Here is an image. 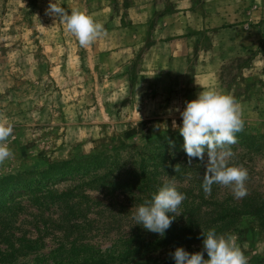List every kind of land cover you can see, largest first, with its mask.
<instances>
[{"label": "rangeland", "instance_id": "obj_1", "mask_svg": "<svg viewBox=\"0 0 264 264\" xmlns=\"http://www.w3.org/2000/svg\"><path fill=\"white\" fill-rule=\"evenodd\" d=\"M50 2L86 12L103 34L80 46ZM208 88L239 106L229 165L247 170L245 197L264 204V0H0V120L13 126L0 179L21 174L34 187L4 183L13 187L0 203V250L11 255L3 262L72 264L85 256L81 245L104 264H175L177 247L201 252L197 236L117 256L127 241H154L133 217L171 182L185 196L171 225L193 212L199 233L223 226L217 234L235 238L247 264H264L262 210L213 221L245 197L216 183L206 194L207 153L190 159L173 127ZM65 161L74 166L68 176L38 182L37 172ZM143 168L148 190L124 184Z\"/></svg>", "mask_w": 264, "mask_h": 264}, {"label": "clouds", "instance_id": "obj_2", "mask_svg": "<svg viewBox=\"0 0 264 264\" xmlns=\"http://www.w3.org/2000/svg\"><path fill=\"white\" fill-rule=\"evenodd\" d=\"M48 11L66 25L67 31L82 47L89 46L103 34V26L84 11L73 9L69 12L56 2H50ZM185 105L182 111L178 109L182 125L177 126L174 121L173 127H178L184 141L183 149L190 159L203 161L207 153L202 184L204 192L210 194L212 185L216 183L230 187L234 197L242 199L247 195V170L229 165L234 155L229 146L236 142L235 134L243 128L239 106L232 96L214 88L202 89ZM12 132L13 126L0 120V163L12 155L7 143ZM184 199V194L174 183L164 184L150 200L137 207L133 217L135 225L163 237ZM202 236L203 251L189 253L183 247H177L173 253L175 264H247L235 238L218 235L215 229L202 232ZM205 252L209 259H204Z\"/></svg>", "mask_w": 264, "mask_h": 264}, {"label": "trees", "instance_id": "obj_3", "mask_svg": "<svg viewBox=\"0 0 264 264\" xmlns=\"http://www.w3.org/2000/svg\"><path fill=\"white\" fill-rule=\"evenodd\" d=\"M92 157L88 156L86 158H84L82 161L84 163H86L87 161L91 160ZM62 167H64L63 169H46V170H42L40 172H37V175L40 176L41 179L38 182H41L42 180H44L47 176H49L50 174H53V176L59 178V177H65L68 176V172L70 170H72L74 168V166L72 165H68V161H65L61 164H58ZM68 165V166H66ZM146 170L145 168H143L140 173L137 174V172L134 173H127V177L125 179L124 184H131V185H137L140 186L141 188H143L144 192L147 189V180H146ZM155 175V174H154ZM21 179H26L27 183L25 186H27V190H32L34 189L33 186H31L30 181L32 180V177H24L21 176V174L16 175V176H7V177H3L0 179V203H3V201H6L10 198V190H12L13 186H5L4 183L7 181H19ZM149 179V178H147ZM30 184V185H29ZM38 186H41V183L38 184ZM26 190V189H25ZM158 190H155L154 193H156ZM70 191H63L61 194L62 195H66L69 194ZM153 195V194H152ZM151 195V197H152ZM12 196V195H11ZM10 196V197H11ZM150 196V195H149ZM142 199V198H140ZM242 205L239 207L238 205H235L233 207H227V206H223L222 209L216 213V216L212 219L213 221H228L230 219H232L233 217H235L236 215H241V214H251V215H258L259 212L262 210V214L263 216L261 217V220L264 222V204L262 203H257L254 198L251 197H245L244 199L241 200ZM219 207V206H218ZM186 219L184 224L181 223L180 225H171L167 230L166 233L163 237H159V235H155L154 241L153 242H148V243H139V244H133L132 242H126V244L122 247V249L120 251H118L119 255L117 256H122L124 259L122 260H126V258L135 255L138 253L139 251V246H142V250H145L147 248H151V247H162L165 246L166 244L170 243V242H185V241H190L193 240L195 237L202 236V233H199L200 231L196 228H194L195 226V221L193 219V212H188L186 214ZM223 228V226H219V227H210V229H215L216 232L218 233L219 231H221V229ZM210 229H204V230H210ZM206 232V231H205ZM191 238L189 237L191 234H194ZM25 241V243L30 242L29 240L26 239H21L20 242ZM82 248L80 249L81 251L84 252L85 256L82 257L81 260H77V258H75L76 260L72 261V264H104L105 262H107V260L104 259H98L95 260V256H92L93 254H91V249L89 248V246L86 245H81ZM77 251L76 248L71 247V252H75ZM12 253V252H11ZM71 254V253H69ZM11 256L10 254H8V251H1L0 250V263L2 264H9V261L7 260V262H3L7 257ZM109 259H115V257L108 255L107 256ZM56 264V263H53ZM58 264H64L62 262H59Z\"/></svg>", "mask_w": 264, "mask_h": 264}]
</instances>
